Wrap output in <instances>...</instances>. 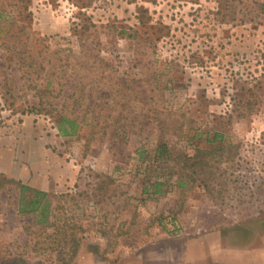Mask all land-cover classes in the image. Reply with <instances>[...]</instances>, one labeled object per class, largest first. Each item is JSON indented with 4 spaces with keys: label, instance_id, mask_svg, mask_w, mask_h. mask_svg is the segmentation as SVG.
I'll use <instances>...</instances> for the list:
<instances>
[{
    "label": "rangeland",
    "instance_id": "1",
    "mask_svg": "<svg viewBox=\"0 0 264 264\" xmlns=\"http://www.w3.org/2000/svg\"><path fill=\"white\" fill-rule=\"evenodd\" d=\"M160 141L168 170L147 166ZM183 155L207 166L180 186ZM10 156L9 172L66 178L48 193L80 238L68 264H264V0H0ZM154 176L168 191L146 198ZM16 205L1 181L0 264H62Z\"/></svg>",
    "mask_w": 264,
    "mask_h": 264
},
{
    "label": "trees",
    "instance_id": "2",
    "mask_svg": "<svg viewBox=\"0 0 264 264\" xmlns=\"http://www.w3.org/2000/svg\"><path fill=\"white\" fill-rule=\"evenodd\" d=\"M65 123L68 126H65ZM58 131L63 135H74L76 133V123L71 118L61 117L57 121ZM219 134H215L214 138ZM199 151V150H197ZM198 156H179L178 164L180 173L177 183L180 186H184L187 182H195L198 178L196 177V169H203L207 166L206 161ZM171 159L170 146L164 142L160 141L156 144L152 157L149 159L148 168L154 167L157 170L169 169L167 163ZM191 171V172H190ZM188 172V173H187ZM169 174V172H168ZM164 175V174H160ZM161 176H154L153 178H147L146 181L142 184L141 195H145L146 198L153 196H161L168 191V181L161 180ZM11 182L15 185L17 189V205L16 210L18 215H31L33 223L39 228L44 227L46 229H52V231L45 232L46 237L55 236L57 233L58 239L57 244L61 246L59 252H57V259L62 261V264L70 263L77 255L80 249V238H77L74 233L69 237L65 234V230L59 228L56 224V221L53 219L54 214L52 212V200L51 194L46 191L31 187L26 185L19 180L8 179L3 175H0V182ZM205 180H201V182ZM146 198H142L143 201ZM159 225H163L162 218L157 219ZM32 224H30L32 226ZM62 226H66L63 224ZM66 257V258H65Z\"/></svg>",
    "mask_w": 264,
    "mask_h": 264
},
{
    "label": "crops",
    "instance_id": "3",
    "mask_svg": "<svg viewBox=\"0 0 264 264\" xmlns=\"http://www.w3.org/2000/svg\"><path fill=\"white\" fill-rule=\"evenodd\" d=\"M15 159L14 157L10 156L8 161L6 162V166L1 165L0 166V174H3L4 176L8 177V178H12L15 180H20L22 183H25L29 186H32L34 188L49 192V191H57L58 187L61 185L63 186V184L66 182V178H55V180H47V178L43 177L40 178L38 177V175H36L35 173L31 174L30 172H20V173H16V172H9L7 170V166L8 167H12L14 165ZM20 168V166H19Z\"/></svg>",
    "mask_w": 264,
    "mask_h": 264
}]
</instances>
